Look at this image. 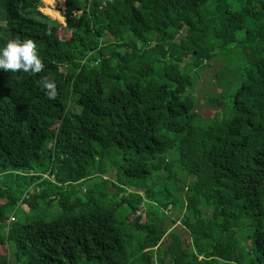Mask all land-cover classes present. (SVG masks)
Masks as SVG:
<instances>
[{"label":"trees","instance_id":"trees-1","mask_svg":"<svg viewBox=\"0 0 264 264\" xmlns=\"http://www.w3.org/2000/svg\"><path fill=\"white\" fill-rule=\"evenodd\" d=\"M41 1L0 0V47L32 39L44 63L0 70V264H264V0H65L63 26ZM214 58L209 118L193 87ZM93 175L114 193L83 202Z\"/></svg>","mask_w":264,"mask_h":264},{"label":"rangeland","instance_id":"rangeland-1","mask_svg":"<svg viewBox=\"0 0 264 264\" xmlns=\"http://www.w3.org/2000/svg\"><path fill=\"white\" fill-rule=\"evenodd\" d=\"M64 9H65V0H42L40 8L38 9L39 12H41L44 15L49 16L51 19L56 20L61 24V26L65 25V18H64ZM68 33L62 28V30L59 33L60 39L66 38ZM225 64L223 60L220 59H213L211 62V65L203 69V71L198 75L196 84L193 87V96L195 97L196 101V111L199 112V114L203 117H213L216 115V113L220 114L221 110H223L222 106H215L208 104L207 97L211 95L218 94L220 92L221 84L219 80L217 79V73L221 69V67ZM239 85V82L237 83ZM227 93L231 94L230 99L233 94V90L231 88L227 90ZM229 98V97H228ZM106 162L110 163L109 166H107V169H109L104 176V180H109L112 178L111 175L114 173H117L119 171V166L122 164V157L120 154H116L114 152V149H112L109 153H107ZM112 173V174H111ZM36 174H41V172L38 170ZM111 174V175H110ZM102 177L100 175H93L89 179H86L84 182L80 183L75 190L78 192V197L81 198V201L85 202L86 198L84 197V191L89 190V193L94 198L99 199V201L102 198V193H104V190L108 191L109 195H113L114 190L111 186H108L107 183L102 182ZM57 205V204H55ZM54 207L53 210L49 211L48 218H55L58 215V210ZM28 209L26 205H20L19 208L16 211V222L18 224H26L27 222L36 219L39 217V215H32L27 213ZM126 212V210H124ZM170 218L173 213L171 211L166 212ZM138 214L140 215V221L144 222L146 219L144 208L141 207L140 211H138ZM135 217V215L131 216L129 220H132ZM176 217V214H175ZM168 217L160 219L158 224L162 227H167L168 229H174L177 231L183 240L187 238V234L185 231L180 227L179 223H176L175 225L170 224V219ZM164 245L162 246L165 248L168 245V240L163 241ZM172 254H175L176 252L172 251ZM8 248L4 245H0V258L2 262H5L8 259ZM237 258L236 255L233 256V260Z\"/></svg>","mask_w":264,"mask_h":264},{"label":"clouds","instance_id":"clouds-1","mask_svg":"<svg viewBox=\"0 0 264 264\" xmlns=\"http://www.w3.org/2000/svg\"><path fill=\"white\" fill-rule=\"evenodd\" d=\"M0 70L4 72H23L35 76L44 70V63L38 54L36 43L32 39H10L0 47ZM38 83L44 89L49 100L57 98V85L48 77H42Z\"/></svg>","mask_w":264,"mask_h":264},{"label":"built area","instance_id":"built-area-1","mask_svg":"<svg viewBox=\"0 0 264 264\" xmlns=\"http://www.w3.org/2000/svg\"><path fill=\"white\" fill-rule=\"evenodd\" d=\"M9 221H13V217H11Z\"/></svg>","mask_w":264,"mask_h":264}]
</instances>
